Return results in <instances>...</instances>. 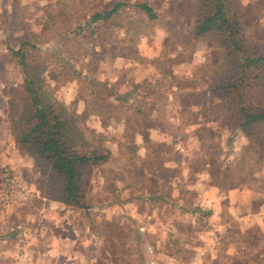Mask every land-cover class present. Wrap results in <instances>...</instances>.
I'll list each match as a JSON object with an SVG mask.
<instances>
[{
    "label": "rangeland",
    "instance_id": "374dc122",
    "mask_svg": "<svg viewBox=\"0 0 264 264\" xmlns=\"http://www.w3.org/2000/svg\"><path fill=\"white\" fill-rule=\"evenodd\" d=\"M117 2L125 5L92 20ZM227 2L241 51L214 31L197 35L203 0H0V264H264L262 228H246L255 253L228 242L245 229L206 185L264 196V126L248 139L228 87L242 64L234 57L264 54V0ZM22 42L41 66L40 88L82 117L92 144L121 158L105 165L109 180L87 167L89 208L56 200L61 180L15 142L10 112L17 106L18 117L28 100L12 51ZM6 168L18 179L9 202ZM189 172L174 191L172 179Z\"/></svg>",
    "mask_w": 264,
    "mask_h": 264
},
{
    "label": "trees",
    "instance_id": "16d2710c",
    "mask_svg": "<svg viewBox=\"0 0 264 264\" xmlns=\"http://www.w3.org/2000/svg\"><path fill=\"white\" fill-rule=\"evenodd\" d=\"M227 4V0H203L204 8L197 23V35L214 31L221 34L234 51H241L242 39L239 38L241 27L237 12L232 13ZM124 5L125 2H117L112 9L96 13L92 20L107 19ZM139 6L147 11L151 19L157 17L149 4L142 3ZM25 45L26 43L22 42L19 49H12L13 53L19 57L18 64L22 71L25 95L28 99L26 113L23 111L18 117H14L13 115H16L14 113L18 112L17 106L10 112L11 131L15 142L20 148L27 147L32 154L36 155L40 165L45 167L44 175L48 174L53 181L57 178L61 180L60 188L53 189L56 200L89 208L90 205L85 203L83 189L87 167L91 164L99 165L104 179L109 180L105 165L114 168L116 164L113 162L114 159L118 161L121 158H118L109 147L92 144L86 130L82 127V117L68 109L50 91H43L40 88L41 66L29 61L23 49ZM234 60L242 64H240L237 80L228 85L229 88L234 89L232 103L237 107L232 116L237 119L238 127L248 139H253L255 135L260 134L259 132L262 131L260 128L264 126V54L254 56L240 53V56L237 55ZM110 170L111 174L112 169ZM217 185L223 187L221 184ZM232 186L236 185H229L227 188ZM210 213L208 212V215ZM236 225L238 226L239 223ZM258 229L261 228L258 227ZM246 230L240 234L236 233L235 237L226 239L228 242H237L240 245L246 241L247 248L255 253L258 249L255 246L256 237L245 238L244 236L248 233ZM261 231L263 232L264 228ZM262 237L263 235L258 245Z\"/></svg>",
    "mask_w": 264,
    "mask_h": 264
},
{
    "label": "crops",
    "instance_id": "0c3cea01",
    "mask_svg": "<svg viewBox=\"0 0 264 264\" xmlns=\"http://www.w3.org/2000/svg\"><path fill=\"white\" fill-rule=\"evenodd\" d=\"M152 105H153L152 108L155 107L154 104ZM149 130H151L149 135L150 137H152V134H154V132L152 133V131H157L155 126H152L151 128H149ZM189 174L188 175L183 174L182 176L180 175L173 178L171 182V184L173 185L172 189L174 191L180 189L179 184L184 180L191 181L190 180L191 174L190 175ZM203 184L205 185V183ZM180 185L182 186V184ZM206 185H208V192L211 191L213 193V197L215 196L214 199H217L219 196H221V199L219 201V204L222 202V204L220 205L221 207L220 211L223 212L224 211L223 207H228L229 213L235 215V218L238 220L239 225L243 229L250 227L264 228V196L263 195L257 193L255 190H252V188L248 186H244L242 184L241 185L236 184V186H232L231 188H225L217 184L213 185L209 183ZM254 192L256 193L253 194ZM159 199L163 201V197H160ZM225 200L227 204L223 206V202ZM182 205H184V201L179 199L178 206L182 208ZM214 205H215L214 207L218 206L217 203H215ZM241 217L244 218L246 217L245 220L251 219L252 223H242V221L239 222ZM219 229H222V227H220Z\"/></svg>",
    "mask_w": 264,
    "mask_h": 264
},
{
    "label": "built area",
    "instance_id": "2783aa9c",
    "mask_svg": "<svg viewBox=\"0 0 264 264\" xmlns=\"http://www.w3.org/2000/svg\"><path fill=\"white\" fill-rule=\"evenodd\" d=\"M4 176H3V183H5V193L8 198H5L6 201H12L13 200V192L14 189L17 188L18 185V179L16 175L12 172L10 169H4Z\"/></svg>",
    "mask_w": 264,
    "mask_h": 264
}]
</instances>
